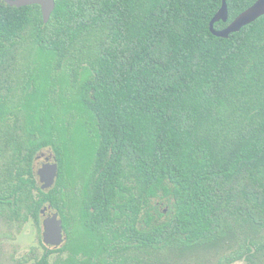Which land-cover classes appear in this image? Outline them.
<instances>
[{
	"label": "trees",
	"instance_id": "obj_1",
	"mask_svg": "<svg viewBox=\"0 0 264 264\" xmlns=\"http://www.w3.org/2000/svg\"><path fill=\"white\" fill-rule=\"evenodd\" d=\"M255 1L225 0L214 28ZM221 4L55 0L44 24L0 0V213L75 206L70 264H174L222 241L216 264H264V16L217 38ZM46 149L59 178L33 196Z\"/></svg>",
	"mask_w": 264,
	"mask_h": 264
},
{
	"label": "flooded vegetation",
	"instance_id": "obj_2",
	"mask_svg": "<svg viewBox=\"0 0 264 264\" xmlns=\"http://www.w3.org/2000/svg\"><path fill=\"white\" fill-rule=\"evenodd\" d=\"M44 151L48 155H44ZM41 161L39 167L35 169L36 162ZM57 164V177L55 178L54 184L50 188L42 189V183L40 182L38 176V170L44 164ZM32 172L35 182L39 188V190L32 191L33 196L40 195L42 193H48L56 184L59 178V163L54 156V154L50 150H42L36 154L34 158V162L32 165ZM63 199H65L63 192ZM62 199V200H63ZM5 208L10 207L12 210L9 213L1 214L0 213V224L3 228L9 229V237L0 235V264H42L44 261L45 264H70V259L72 258V252L70 251L69 246V238H72V234L76 233V229L72 228V226L77 224V221L72 220V217H75L77 213L74 209L71 212V209L75 206L64 204L63 202L57 204L44 203L37 206L36 214L28 212V208L25 206L20 207V210L16 212L14 206L4 205ZM2 204H0V212H1ZM76 208V207H75ZM111 211V209H110ZM65 218L68 219L67 223L65 222ZM47 219H54L55 221L60 222L61 226V242L57 246L45 243L43 236L45 231L44 222ZM26 226H32L35 232V241L37 243V248L40 251L35 250H27L22 252L3 251V245H10L9 239L13 240V235L17 234L20 230H22ZM5 240V241H3ZM80 257V254L76 256V258Z\"/></svg>",
	"mask_w": 264,
	"mask_h": 264
},
{
	"label": "water",
	"instance_id": "obj_3",
	"mask_svg": "<svg viewBox=\"0 0 264 264\" xmlns=\"http://www.w3.org/2000/svg\"><path fill=\"white\" fill-rule=\"evenodd\" d=\"M4 3L10 7H25L37 5L40 8V13L42 17V22L47 24L52 12L55 9V0H2ZM264 16V0H256L249 8L240 13L234 20H232L225 28L215 29L214 25L217 22L222 21L227 22L228 10L225 0H222L221 7L211 19L209 23L210 33L222 39H227L230 34L239 32L243 27L251 24L260 17ZM38 176L40 182L42 183V189L50 188L57 177V164H44L38 170ZM45 231L43 239L45 243L57 246L61 242V226L59 221L54 219H47L44 222Z\"/></svg>",
	"mask_w": 264,
	"mask_h": 264
},
{
	"label": "rangeland",
	"instance_id": "obj_4",
	"mask_svg": "<svg viewBox=\"0 0 264 264\" xmlns=\"http://www.w3.org/2000/svg\"><path fill=\"white\" fill-rule=\"evenodd\" d=\"M44 155H48L44 151ZM35 169L39 167V164L41 161L36 162ZM164 208V207H162ZM9 230V229H8ZM7 229L3 228L0 224V235L9 237V231ZM13 240L9 239L10 245H3V251L10 252V251H27L29 249L40 251L37 248V243L35 241V232L32 226H26L17 234L13 235ZM5 241V240H3ZM225 241H222L221 245L218 246V248H212L207 251H202L201 253L195 254L193 256L184 257V260L180 261L179 263L174 264H216V261L219 258L224 257V255L227 252V246L224 243ZM245 262H237L235 264H244ZM50 264H52V261H50Z\"/></svg>",
	"mask_w": 264,
	"mask_h": 264
}]
</instances>
